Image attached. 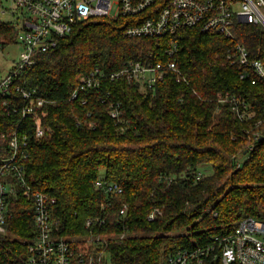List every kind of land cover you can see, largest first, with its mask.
<instances>
[{
	"label": "trees",
	"instance_id": "16d2710c",
	"mask_svg": "<svg viewBox=\"0 0 264 264\" xmlns=\"http://www.w3.org/2000/svg\"><path fill=\"white\" fill-rule=\"evenodd\" d=\"M166 2L159 0L155 8ZM144 16L74 24L17 80L47 103L36 104L33 118L0 116V155L9 154L7 140L20 126L28 134L27 182L56 199L60 235L85 236L86 220L105 212L109 227L97 233L119 232L112 225L128 205V236L111 244L113 264H163L179 250L230 234L244 219L264 222V82L255 76L241 79L240 67L227 58L240 44L251 59L264 60L261 26L238 24L235 41L184 29L172 58L184 79L168 73L153 88L108 80L101 95L83 92L86 104L68 100L79 77L96 68L110 74L131 60L167 63V39L126 35ZM16 35L14 23L0 20V51L16 43ZM12 98L24 104L14 89ZM235 104L248 105L254 117L241 121ZM112 109L119 111L117 119ZM37 121L51 129L43 138L35 136ZM205 165L212 166L208 175L201 172ZM99 178L119 184L123 193L103 194L95 188ZM154 209L160 214L148 221ZM33 216L31 201L21 192L11 196L0 264H24L28 252L21 240L35 236Z\"/></svg>",
	"mask_w": 264,
	"mask_h": 264
},
{
	"label": "built area",
	"instance_id": "2783aa9c",
	"mask_svg": "<svg viewBox=\"0 0 264 264\" xmlns=\"http://www.w3.org/2000/svg\"><path fill=\"white\" fill-rule=\"evenodd\" d=\"M4 1L11 2L13 11L22 16L14 26L17 30L16 44L23 50L9 73L0 77V116L20 113L22 119L33 118L36 104L47 101L39 98L36 90L26 88L17 80L37 64L38 56L55 48L60 38L70 34L77 22L112 17L114 3L118 5L117 16L145 15L139 25L126 30V35L130 38L167 39L166 55L169 60L166 64L131 60L121 70L110 74L96 68L79 77L69 101L81 99L86 104L87 99L81 98L83 92L95 90L97 95H101L103 84L108 80L125 79L132 84L153 88L163 82L168 73L176 74L178 81L184 79L172 59L178 52L179 34L184 29L199 28L204 33L220 34L232 41L236 40L235 28L238 24L259 25L264 29V0H167L159 10L155 8L159 0H1L2 3ZM233 49L227 58L231 65L240 67L241 79L255 76L264 82V60L251 59L243 45L238 44ZM252 83L255 84V80ZM13 89L24 104L13 102ZM234 109L241 121L254 117L246 104H235ZM110 112L112 118L119 117L117 109ZM34 132L37 138H43L51 129L37 121ZM259 138V133L253 135L254 141ZM27 148L28 134H22L19 126L7 140L9 154L0 155V241L8 234L9 200L21 192L33 203L36 228L34 237L23 240L28 252L24 264H113L111 244H120L128 236V205H122L116 223H112L119 232L97 233L109 227V214L105 212L86 220L85 236L60 235L58 221L54 218L56 199L47 193L34 191L27 182ZM201 175L199 173L198 178ZM95 188L111 198L123 193L119 184L107 182L104 178L95 181ZM159 214V209L152 210L148 221L155 220ZM208 260L221 264H264V222L244 219L230 234L215 237L206 245L192 250H179L168 256L163 264H206Z\"/></svg>",
	"mask_w": 264,
	"mask_h": 264
},
{
	"label": "rangeland",
	"instance_id": "374dc122",
	"mask_svg": "<svg viewBox=\"0 0 264 264\" xmlns=\"http://www.w3.org/2000/svg\"><path fill=\"white\" fill-rule=\"evenodd\" d=\"M117 1V0H114ZM118 5L114 3L113 10L110 18L117 17L116 12ZM3 11L6 13L3 14ZM22 19V16L19 12L15 13L12 9V3L9 1H4L0 6V20L3 22L17 24ZM23 47L13 43L7 46L5 49L0 51V77L5 76L9 73L13 64L19 61L20 53L22 52ZM201 172L205 175H208L212 172L211 165H205L201 168ZM23 241V240H21Z\"/></svg>",
	"mask_w": 264,
	"mask_h": 264
}]
</instances>
